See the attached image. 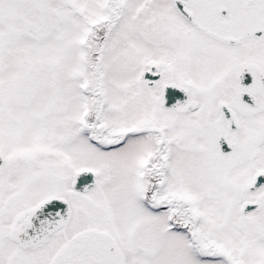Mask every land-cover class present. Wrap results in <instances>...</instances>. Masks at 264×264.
I'll use <instances>...</instances> for the list:
<instances>
[{
  "label": "snow or ice",
  "instance_id": "1",
  "mask_svg": "<svg viewBox=\"0 0 264 264\" xmlns=\"http://www.w3.org/2000/svg\"><path fill=\"white\" fill-rule=\"evenodd\" d=\"M0 264H264V0H0Z\"/></svg>",
  "mask_w": 264,
  "mask_h": 264
}]
</instances>
